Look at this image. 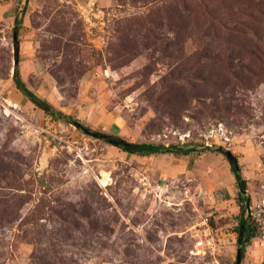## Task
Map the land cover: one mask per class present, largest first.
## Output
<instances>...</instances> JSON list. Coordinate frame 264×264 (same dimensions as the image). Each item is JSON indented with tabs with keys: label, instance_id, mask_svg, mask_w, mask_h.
Here are the masks:
<instances>
[{
	"label": "rangeland",
	"instance_id": "rangeland-1",
	"mask_svg": "<svg viewBox=\"0 0 264 264\" xmlns=\"http://www.w3.org/2000/svg\"><path fill=\"white\" fill-rule=\"evenodd\" d=\"M264 264V0H0V264ZM203 217L215 250L195 246Z\"/></svg>",
	"mask_w": 264,
	"mask_h": 264
},
{
	"label": "trees",
	"instance_id": "trees-1",
	"mask_svg": "<svg viewBox=\"0 0 264 264\" xmlns=\"http://www.w3.org/2000/svg\"><path fill=\"white\" fill-rule=\"evenodd\" d=\"M17 63L15 65L14 69V80L18 87V89L27 97L29 98L35 105L40 107L42 110H44L47 114L53 116L57 119H62L69 123H74L78 126V128L84 130L87 132V130H91L83 123L77 119H75L73 116L68 115L61 111L60 109L56 108L54 105L49 103L47 100L41 98L38 96L35 92H33L24 80L22 79L20 72H19V66H18V46H17ZM97 132V131H92ZM98 137H101L102 139L112 142L116 144L117 146L121 147L123 150L135 153L139 155H152V154H159V153H173V154H184L188 155L193 152L198 151H208V150H215L223 154H227L228 150L224 149L222 146H219L217 148L211 147L208 145H199L195 143H183V144H156V143H148V142H130L127 141L121 137H117L111 134L107 133H101L98 132ZM118 138H121V141L119 143L115 141H111L112 139L116 140ZM232 165V171L236 178V183L238 187V199L240 201L241 205V213H240V221L239 225L237 227L238 232V253H240L241 257L245 256L246 253V247L251 243L252 239L257 236L258 233V223L255 220H252L251 218L245 217V209L246 205L250 202V195L247 192V180L244 178L242 171L240 169V166L238 164L237 158L233 155L232 160L230 161ZM240 251V252H239ZM240 264V263H236Z\"/></svg>",
	"mask_w": 264,
	"mask_h": 264
},
{
	"label": "built area",
	"instance_id": "built-area-1",
	"mask_svg": "<svg viewBox=\"0 0 264 264\" xmlns=\"http://www.w3.org/2000/svg\"><path fill=\"white\" fill-rule=\"evenodd\" d=\"M195 246L203 250H215L218 241L216 231L208 217H203L197 232Z\"/></svg>",
	"mask_w": 264,
	"mask_h": 264
},
{
	"label": "water",
	"instance_id": "water-1",
	"mask_svg": "<svg viewBox=\"0 0 264 264\" xmlns=\"http://www.w3.org/2000/svg\"><path fill=\"white\" fill-rule=\"evenodd\" d=\"M17 62H15V64H16ZM87 132H90L91 134H93V135H95V136H98L99 135V133L98 132H91V131H89V130H87ZM111 141H115V142H117V143H119L120 141H121V138H118V139H116V140H114V139H112ZM227 157H228V159L231 161L232 160V157H233V154L228 150V152H227ZM240 252V251H239ZM242 261V257H241V255H240V253H238V259H237V263H240Z\"/></svg>",
	"mask_w": 264,
	"mask_h": 264
}]
</instances>
